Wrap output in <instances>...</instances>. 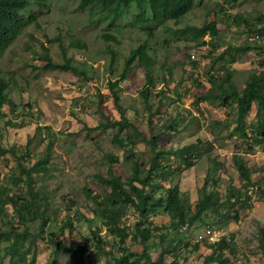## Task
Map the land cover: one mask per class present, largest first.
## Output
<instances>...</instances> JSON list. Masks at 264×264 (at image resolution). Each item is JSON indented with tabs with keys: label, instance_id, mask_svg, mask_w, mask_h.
I'll return each instance as SVG.
<instances>
[{
	"label": "rangeland",
	"instance_id": "rangeland-1",
	"mask_svg": "<svg viewBox=\"0 0 264 264\" xmlns=\"http://www.w3.org/2000/svg\"><path fill=\"white\" fill-rule=\"evenodd\" d=\"M117 7L94 2L81 9L80 0L32 5L28 12L36 13L37 22L0 54V87L2 81L7 85L6 100L0 103V194L7 198L6 204L0 203V231L7 234L0 239V264H14L6 250L13 243L7 238L13 229L38 234L41 219L33 210L24 212L25 222L16 213V205L33 198L54 225L74 223L73 234L66 233L61 240L92 256L91 264H114V258L123 254L119 239L96 217L109 204L110 188L104 180L112 169L127 183L133 175L128 157L134 154L149 167L154 150L143 143L121 148L114 137L124 139L126 131L99 128L107 118L121 120L109 89V82L116 80L128 121L149 138L159 136L157 150L177 152L167 162L177 172L162 183L167 189L179 185L192 215L204 185L222 205L231 193L239 200L210 211L205 221L188 225L187 231L167 214L151 215L152 237L145 244L133 238L138 212L124 206L121 225L129 235L125 246L135 253L146 251L153 261L163 248L176 247L174 254L165 256L166 264H205L215 251L201 237L212 226L226 231L233 244L222 257L224 264H264V196L259 190L264 191V142L252 140L260 125L258 105L240 122L236 104L214 85L215 80L227 88L229 79L242 93L255 75L264 73V0H195L194 9L179 24L161 25L134 24L140 11L133 0L114 12ZM146 8L150 14L148 0ZM210 24L216 26V36L199 37L191 31ZM140 45L147 46L152 59L154 83L149 87L147 69L139 63L120 80L125 59ZM247 47L252 50L245 51ZM64 53L81 74L45 68L48 61L64 63ZM238 125L249 138L237 133ZM189 145L196 149L190 153L191 163H185L187 153H178ZM46 156V166L28 179L23 169ZM240 162L252 171L257 187L249 188L244 181ZM87 190L94 198L86 195ZM226 212L239 218L223 223ZM96 232L107 243V253H98ZM47 239V234L36 237L29 254H36L35 264H52L55 256L61 264L86 263L80 254L56 253L57 247ZM28 244L21 243L19 249Z\"/></svg>",
	"mask_w": 264,
	"mask_h": 264
},
{
	"label": "trees",
	"instance_id": "trees-1",
	"mask_svg": "<svg viewBox=\"0 0 264 264\" xmlns=\"http://www.w3.org/2000/svg\"><path fill=\"white\" fill-rule=\"evenodd\" d=\"M49 0H0V54L7 52L13 44L16 42L19 36H21L26 30L37 22L36 13H29L28 9L32 5L43 7ZM136 3L139 15L133 18L134 24H145V25H161L167 21H174L179 24L193 9L195 6V0H148V8L150 14L147 13L146 0H133ZM94 2H110L115 3L118 7H129L132 0H80L81 9H85ZM118 7L114 9V12H118ZM149 32L153 31V28L148 27ZM192 32L197 33L199 37H204L207 34L216 36L218 34L217 28L214 24L204 26L202 28H192ZM203 45L206 43L203 42ZM245 51L252 50V47L244 48ZM65 61L62 64H55L51 61L47 62L45 68L47 69H58L64 72H73L74 74H81L82 71L78 67L72 65L70 59L66 57L64 53ZM139 63L141 66L147 69V86L153 85V77L149 71V67L152 64V59L148 55L146 45H140L137 48L131 50L129 56L125 59L124 69L120 76V80L125 79L132 71L133 66ZM227 88L222 84L216 85L227 98L236 104V110L241 122L243 116L248 115L253 110V105H258V118L260 119V125L256 129V133L253 135L252 140L264 142V73L255 75L242 93H239L237 89L230 83L229 79L225 82ZM119 81L109 82V89L113 95L114 103L117 110L121 114L120 121L112 122L109 118L102 123L100 129L115 128L119 129L120 133L126 131V137L121 139L119 134L114 137V143L121 148H132L138 143H143L150 146L154 150L153 157L149 167L146 162L136 160V155L131 154L128 160L133 162V175L127 183H124L120 177L111 169L109 171V178L104 180L107 187L110 188V194L107 198L109 202L101 214H97L96 217H101L104 220V226L111 232L116 238L119 239L118 243L122 247L123 254L114 258V264H166L165 256L172 255L176 252V247L163 248L158 259L153 261L151 256L143 251L142 253H135L130 251L125 245L129 235L127 234L124 227L121 225V214L120 208L124 206H132L140 216V220L135 225V237L141 239V242L145 244L152 237L151 222L149 216L157 215L159 212L167 214L171 217L172 222L180 224V228L185 224L193 226L197 222L205 221L204 217L210 211L216 212L226 208L227 204L232 206L233 201L239 202L236 194L231 193V197L228 199L227 204H221V201L212 192L207 190V185H204L202 190V197L197 204V211L195 215L190 213V208L184 203L181 197V191L179 185L176 184L173 187L166 188L163 185V181L169 180L176 169H172L167 162L171 159L176 151L171 150H157L159 136L152 135L150 138L143 132L139 131L137 127L130 123L125 116L123 109L120 106V96L116 91ZM148 87L144 93V97L148 98ZM7 85L2 81L0 87V103L6 100L5 90ZM239 122V123H240ZM236 131L242 134L245 138H249L245 128L241 125L236 127ZM196 149V145L185 146L178 154L187 155L184 158L185 163H191V152ZM49 157L46 156L43 160L37 162L30 169H23V172L30 179L31 174L34 171L45 167ZM239 173L241 174L244 181L247 183L249 188H255L258 185L254 183L253 173L247 167L244 162L237 164ZM261 194L264 196V191L259 188ZM86 195L89 198L92 197L90 190L86 191ZM7 198L0 194V203L6 204ZM94 201L96 203L97 199ZM16 205V203H15ZM35 212L36 218L41 219L39 225V232L36 236L32 235L29 230L25 229L20 232L13 229V233L7 236L8 239L12 240L7 247V253L11 255L14 264H35L36 254H29L33 251V246L36 242L37 236L48 235L47 242L57 247L56 253L63 251L71 255L80 254L82 260H87L84 264H91L92 256L87 255L84 251H78L75 245L67 247L61 240V237L65 236L66 233L72 235L75 231L72 221L64 222L60 226L54 225L50 217L45 213L41 212L34 201V198L30 201L24 200V204L21 207L16 205V213L19 215L20 220L25 222L26 215L24 212L31 211ZM239 215L230 214L226 212L222 216L223 223H230L237 220ZM221 221V222H222ZM88 222V221H87ZM177 224V225H178ZM7 234L0 231V239L5 237ZM96 246L98 253H107L105 244H107L102 237H99V233H95ZM29 242L28 247L24 250H20L21 243ZM211 248L215 251V257L217 254L221 257L208 258L205 264H224L221 260L224 253L228 250L232 251V243L223 241L220 244H210ZM262 245L264 248V233L262 236ZM189 248V246H187ZM196 250L199 251V246H196ZM110 254V253H109ZM19 260V261H18ZM145 260V263H142ZM52 264H61L58 258L55 256ZM173 264H176L174 262Z\"/></svg>",
	"mask_w": 264,
	"mask_h": 264
},
{
	"label": "built area",
	"instance_id": "built-area-1",
	"mask_svg": "<svg viewBox=\"0 0 264 264\" xmlns=\"http://www.w3.org/2000/svg\"><path fill=\"white\" fill-rule=\"evenodd\" d=\"M184 230L187 231L188 224L182 226ZM209 241L210 244L217 245L222 243L223 241H227L228 243H232L229 234L224 230H219L212 226H207L203 232V236L201 237V241Z\"/></svg>",
	"mask_w": 264,
	"mask_h": 264
}]
</instances>
